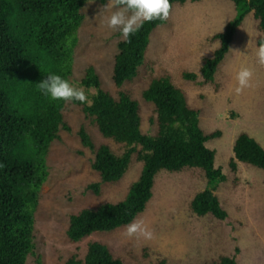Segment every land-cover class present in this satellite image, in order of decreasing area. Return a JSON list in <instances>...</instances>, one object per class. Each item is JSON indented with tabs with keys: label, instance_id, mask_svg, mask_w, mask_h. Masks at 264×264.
<instances>
[{
	"label": "trees",
	"instance_id": "obj_1",
	"mask_svg": "<svg viewBox=\"0 0 264 264\" xmlns=\"http://www.w3.org/2000/svg\"><path fill=\"white\" fill-rule=\"evenodd\" d=\"M84 1L0 0V264H26L30 255H36L35 212L50 173L47 153L54 142L62 141V129L74 133L64 113L67 103L78 105L93 118L104 136L124 149L118 152L108 143L97 144L85 126L74 133L94 154L91 166L101 179L90 183L88 191L99 195L102 183H117L133 163L143 166L123 199L103 200L96 207H86L71 215L67 235L72 241L134 221L152 198L156 174L162 169L199 170L207 180V187L194 195L191 211L200 217L210 215L220 220L229 216L215 193L226 176L215 166V151L206 145L208 140L221 136V131L204 132L200 125L202 109L187 101L185 91L174 83L170 74L153 77L143 91V98L154 103L151 115V123L157 125L154 135L142 132L140 104L131 92L120 89L139 74L151 34L167 20L146 21L130 36V42L123 38L119 41L114 60L118 96L102 88L92 64L82 79L86 87L96 89L91 106L79 101H54L38 89V83L47 74H58L68 80L72 76L78 29L87 17ZM186 1L189 0H170V3L173 8ZM231 1L237 10L236 17L211 37L220 45L213 55L201 61L200 74L205 83L215 81L218 66L248 14L252 13L257 20V46L264 40V0ZM101 2L105 4L107 0ZM198 76L196 72H182L187 80H196ZM233 153L229 161L233 172L237 171L238 162L264 170V148L248 132L237 136ZM143 251L147 257V249ZM67 263L143 264L117 256L100 240L89 243L84 258L74 255ZM155 264L178 263L159 254ZM204 264L240 263L236 254H223Z\"/></svg>",
	"mask_w": 264,
	"mask_h": 264
},
{
	"label": "rangeland",
	"instance_id": "obj_2",
	"mask_svg": "<svg viewBox=\"0 0 264 264\" xmlns=\"http://www.w3.org/2000/svg\"><path fill=\"white\" fill-rule=\"evenodd\" d=\"M105 4L101 0L84 1L87 17L78 29L69 81L83 87L86 93L96 92L94 87L82 83L92 64L106 92L113 96H118L120 89L132 93L141 107L142 132L154 135L157 131L156 123H151L154 103L143 98V91L153 77L170 74L185 91L187 101L202 109L200 125L204 132L222 133L206 145L215 151V166L226 176L215 193L229 216L220 220L210 215L200 217L191 211L192 198L207 187V180L199 170L162 169L156 174L153 196L146 209L135 218L144 220L154 233L153 239L129 238L124 234L125 225L72 241L67 235L71 215L86 207H96L103 200L123 199L143 166L133 163L117 183H102L99 195L88 191L90 183L101 179L91 166L94 154L74 133L85 126L97 144L108 143L118 152L124 149L104 136L93 118L78 105L67 103L64 113L74 133L62 129V141L54 142L47 153L50 173L35 212L36 255H30L26 264H38V260L40 264H68L74 255L84 258L94 240L103 241L128 262L155 264L162 254L178 264H204L223 254H236L240 264H264V170L238 162L237 171L233 172L229 165L234 142L243 131L254 136L264 148V66L255 55L257 20L252 13L246 16L218 66L215 81L205 83L200 74L201 61L219 47L218 40L211 37L236 17L237 10L231 0H189L175 4L168 20L151 34L139 74L119 89L114 82V60L122 36L118 30L106 27L104 20L110 12L102 10ZM241 67L251 68L253 76L251 86L237 94L235 76ZM185 70L198 73V78L184 79ZM92 96L89 94L91 101Z\"/></svg>",
	"mask_w": 264,
	"mask_h": 264
},
{
	"label": "clouds",
	"instance_id": "obj_3",
	"mask_svg": "<svg viewBox=\"0 0 264 264\" xmlns=\"http://www.w3.org/2000/svg\"><path fill=\"white\" fill-rule=\"evenodd\" d=\"M91 2L92 0H89V3ZM171 8L170 0H108L102 10L110 12L104 20L106 27L113 31L118 30L122 38L130 42V36L138 32L146 21L168 20ZM255 55L258 63L264 66V40L255 49ZM252 76L251 68L241 67L238 70L235 76L237 94L251 86ZM38 89L54 101H79L88 106L92 104L89 94L95 95L94 91L86 93L83 87L75 86L68 79L51 73L38 83ZM124 234L129 238L144 240H151L154 237L153 231L143 219H136L126 225Z\"/></svg>",
	"mask_w": 264,
	"mask_h": 264
}]
</instances>
